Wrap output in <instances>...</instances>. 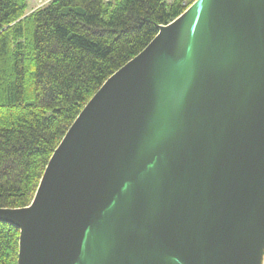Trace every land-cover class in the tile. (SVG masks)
I'll return each instance as SVG.
<instances>
[{
    "label": "water",
    "instance_id": "95a60500",
    "mask_svg": "<svg viewBox=\"0 0 264 264\" xmlns=\"http://www.w3.org/2000/svg\"><path fill=\"white\" fill-rule=\"evenodd\" d=\"M0 222L17 264H264V0L160 25Z\"/></svg>",
    "mask_w": 264,
    "mask_h": 264
},
{
    "label": "trees",
    "instance_id": "16d2710c",
    "mask_svg": "<svg viewBox=\"0 0 264 264\" xmlns=\"http://www.w3.org/2000/svg\"><path fill=\"white\" fill-rule=\"evenodd\" d=\"M194 0H0V208L30 203L85 103ZM0 222V264H17Z\"/></svg>",
    "mask_w": 264,
    "mask_h": 264
},
{
    "label": "built area",
    "instance_id": "2783aa9c",
    "mask_svg": "<svg viewBox=\"0 0 264 264\" xmlns=\"http://www.w3.org/2000/svg\"><path fill=\"white\" fill-rule=\"evenodd\" d=\"M32 1L35 3L36 6H42L43 4L47 3L49 0H32Z\"/></svg>",
    "mask_w": 264,
    "mask_h": 264
},
{
    "label": "rangeland",
    "instance_id": "374dc122",
    "mask_svg": "<svg viewBox=\"0 0 264 264\" xmlns=\"http://www.w3.org/2000/svg\"><path fill=\"white\" fill-rule=\"evenodd\" d=\"M29 5H30V8H37V7H39V6H36L35 3L32 0H30Z\"/></svg>",
    "mask_w": 264,
    "mask_h": 264
}]
</instances>
